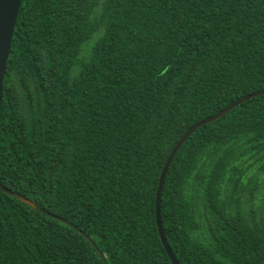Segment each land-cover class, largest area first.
Here are the masks:
<instances>
[{
    "label": "trees",
    "instance_id": "trees-1",
    "mask_svg": "<svg viewBox=\"0 0 264 264\" xmlns=\"http://www.w3.org/2000/svg\"><path fill=\"white\" fill-rule=\"evenodd\" d=\"M262 89L264 0H23L0 183L40 209L0 188V264H105L86 235L108 264H173L156 221L171 151ZM263 188L264 94L172 160L161 213L180 263L264 264Z\"/></svg>",
    "mask_w": 264,
    "mask_h": 264
},
{
    "label": "water",
    "instance_id": "water-1",
    "mask_svg": "<svg viewBox=\"0 0 264 264\" xmlns=\"http://www.w3.org/2000/svg\"><path fill=\"white\" fill-rule=\"evenodd\" d=\"M22 1L23 0H0V108H1V103H2V93H3L4 78H5L6 68H7L8 57H9V53L11 50L13 36H14V32H15V27H16L19 12L21 9ZM262 94H264V89L250 93V94L232 102L231 104L227 105L225 108H223L221 111L215 113L214 115H211V116L195 123L181 136V138L178 140V142L174 146L173 150L171 151V153H170V155H169V157H168V159H167V161L163 167V170L161 172L160 179H159V186H158L157 195H156V221H157L158 231H159L161 240H162V242L165 246V249H166L169 257L171 258L173 264H181V263L178 260L177 256L175 255L174 251L172 250V248L168 242V239H167V236H166V233L164 230V225H163V221H162V213H161V199H162L163 187H164L166 175H167L168 169L172 163V160L174 159L176 153L179 151V149L184 144V142L188 139V137L196 129H198L199 127H201L202 125H204L208 122H211V121L219 118L220 116H222L223 114H225L226 112H228L229 110L234 108L235 106L239 105L240 103L244 102L245 100H248L251 97H255L258 95H262ZM0 188L4 192H6L10 195H14V196L22 199L26 203L32 205L33 207L40 209V207L34 201H32L28 197L24 196L23 194L6 187L2 183H0ZM60 219L69 223L70 225L74 226L75 228H77L76 225L67 221L65 218L60 217ZM80 231L82 233H84V231H82V230H80ZM86 236L93 243V245L98 249L102 258L104 259L105 264H108L103 252H101V250L98 248V246L96 245L94 240L92 238H90L88 235H86Z\"/></svg>",
    "mask_w": 264,
    "mask_h": 264
},
{
    "label": "rangeland",
    "instance_id": "rangeland-1",
    "mask_svg": "<svg viewBox=\"0 0 264 264\" xmlns=\"http://www.w3.org/2000/svg\"><path fill=\"white\" fill-rule=\"evenodd\" d=\"M101 32H98L91 40L89 43H87L85 45V52L88 53L91 48L93 47V45L95 44L96 40L98 39V35ZM260 196V197H258ZM256 202H257V209H256V216L258 217L259 220L262 219V217H264V188L258 191L257 194V198H256Z\"/></svg>",
    "mask_w": 264,
    "mask_h": 264
}]
</instances>
